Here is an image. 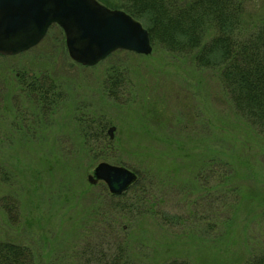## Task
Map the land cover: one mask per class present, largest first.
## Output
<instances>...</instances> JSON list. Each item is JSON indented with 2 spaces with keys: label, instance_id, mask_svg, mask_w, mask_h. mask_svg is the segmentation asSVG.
Here are the masks:
<instances>
[{
  "label": "rangeland",
  "instance_id": "1",
  "mask_svg": "<svg viewBox=\"0 0 264 264\" xmlns=\"http://www.w3.org/2000/svg\"><path fill=\"white\" fill-rule=\"evenodd\" d=\"M246 17L248 26L264 20V0H250ZM152 46L87 67L55 25L31 50L0 55V238L30 247L36 264L61 262L84 244L95 210H109L103 163L142 175L144 192L113 201L112 241L133 264H244L264 239V146L226 142L219 128L256 137L235 120L214 72ZM217 151L238 177L223 185L231 194L239 185V196L216 193L221 179L207 170Z\"/></svg>",
  "mask_w": 264,
  "mask_h": 264
},
{
  "label": "trees",
  "instance_id": "2",
  "mask_svg": "<svg viewBox=\"0 0 264 264\" xmlns=\"http://www.w3.org/2000/svg\"><path fill=\"white\" fill-rule=\"evenodd\" d=\"M98 1L107 7L124 10L141 21L149 31L153 45L161 46L173 56H191L196 66L213 71L235 120L244 123L256 140L243 138L234 126L219 128L222 138L232 146L237 143L248 148L251 145L264 146V20L248 26L246 9L250 0H118L114 4L112 0ZM32 87L36 88L35 85ZM102 135L99 139L105 137ZM242 138L245 143H241ZM260 150L261 156H264V149ZM217 160V165L207 172L221 179L216 193L222 198L223 195H230L234 189L230 185H223V179L228 175L234 177L235 171L229 168L224 170L233 164L224 160L220 152ZM136 173L138 181L126 193L122 196L109 194L112 201L109 202L108 211L95 210L89 220L95 225H86L84 244L74 251L65 252L56 259L61 262L54 264H133L128 249L112 241L115 223L118 224L115 216L121 209L113 201L121 200L135 188L145 191L142 175ZM6 201L7 198H3L5 207ZM238 205L236 209L240 207ZM110 218L113 219L110 225L114 224V227L105 225L110 223ZM255 245L244 264H264V239ZM0 264H36V258L30 247L0 238ZM162 264L195 263L173 259Z\"/></svg>",
  "mask_w": 264,
  "mask_h": 264
},
{
  "label": "water",
  "instance_id": "3",
  "mask_svg": "<svg viewBox=\"0 0 264 264\" xmlns=\"http://www.w3.org/2000/svg\"><path fill=\"white\" fill-rule=\"evenodd\" d=\"M53 25L63 29L70 58L83 66L94 67L118 50L145 56L153 51L141 22L98 0H0V55L31 50ZM115 130L108 131L111 139ZM96 173L114 196H122L138 181L130 169L107 163Z\"/></svg>",
  "mask_w": 264,
  "mask_h": 264
}]
</instances>
